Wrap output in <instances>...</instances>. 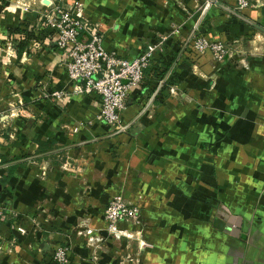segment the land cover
<instances>
[{
    "label": "crops",
    "instance_id": "obj_1",
    "mask_svg": "<svg viewBox=\"0 0 264 264\" xmlns=\"http://www.w3.org/2000/svg\"><path fill=\"white\" fill-rule=\"evenodd\" d=\"M39 1L32 19L42 17ZM77 1L103 47L126 56L180 18L173 0ZM215 8L213 20L224 25L230 14ZM236 12L264 29V2ZM21 15L0 9V41ZM248 28L256 29L232 20L227 35L237 42ZM166 43V51L176 47L172 38ZM43 44L28 41L15 56L0 48V203L18 213L0 218V264H51L57 245L69 249L68 264H264V61L210 78L206 63L194 64L173 71L170 84L168 70L157 76L168 59L155 53L117 130L98 118V96L74 88L57 48ZM43 87L66 94L43 99ZM114 195L140 209L138 228L119 224L130 239L103 231ZM84 229L102 240L86 244Z\"/></svg>",
    "mask_w": 264,
    "mask_h": 264
},
{
    "label": "built area",
    "instance_id": "obj_2",
    "mask_svg": "<svg viewBox=\"0 0 264 264\" xmlns=\"http://www.w3.org/2000/svg\"><path fill=\"white\" fill-rule=\"evenodd\" d=\"M262 0H235V10L247 8L253 3L263 4ZM27 7H24L26 10ZM41 16L53 34L55 47L64 56V69L67 78L75 82L74 88L83 94H95L99 97L98 118L105 124L124 130L119 124L120 113L125 108V100L129 91L137 87L144 77V69L149 65L155 53H165V37L146 43L137 55H121L113 50H106L101 35L84 14L82 3L77 0L39 1ZM87 31L86 41H80L78 35ZM199 50L214 49L221 52L219 45L207 43L204 39L196 40ZM174 86L169 87L173 91ZM56 94V93H54ZM11 113V112H10ZM9 113V114H10ZM75 130V129H74ZM61 167L68 169L65 163ZM40 174H43L41 171ZM1 178V175H0ZM17 211L11 206L0 203V218L14 219ZM140 209L137 205L114 195L104 206L102 212L103 231L111 240L132 238L128 229L120 223L131 227H139L141 223ZM86 244L95 245L102 240L100 235H93L91 229H84ZM146 246L143 239L137 240V247ZM1 249V247H0ZM94 258V257H93ZM71 255L63 245L54 247L51 253V264H68Z\"/></svg>",
    "mask_w": 264,
    "mask_h": 264
},
{
    "label": "rangeland",
    "instance_id": "obj_3",
    "mask_svg": "<svg viewBox=\"0 0 264 264\" xmlns=\"http://www.w3.org/2000/svg\"><path fill=\"white\" fill-rule=\"evenodd\" d=\"M38 1L39 0H0V9H2V11L21 9L22 13L25 15H21L18 18V22L16 25L20 26L23 29H27V31H30L31 34L35 36V38L29 41L35 42L41 47L45 45L43 43H46L47 45H53L52 47L54 48L55 45L52 40L53 34L52 32L48 31L44 18L41 17V19H38L36 15L34 16L35 19L30 18V14L32 13L30 9H36ZM173 1L175 3V5H173L178 14H180V18L178 15L176 17L174 26H171L170 28L171 31L168 30V32L165 33V36L163 35L165 37L164 47L166 48V42L168 41V39L172 38L175 41V46L181 49L180 51L185 50V52H187L188 55H190L191 58L194 59L191 66L196 64V66H198V70L201 65H204L205 63L208 65L207 69L205 70L206 77L210 78L213 74H222L225 71L233 70L234 68L241 70L246 69L250 65L259 66L261 65V62L264 61L263 32H258L254 28H248V32L242 35L241 38L238 39L239 41L237 40V42H234L232 37H229V35L226 34L225 26L221 24L218 25L213 20L214 11H217L215 6H212L210 4L207 7L206 11L202 13L206 4V0H193L191 2L192 5H194V7H192V10L188 8L190 7L188 5L190 0ZM24 7H27L26 10L24 9ZM231 9L236 11L235 4L231 6ZM180 11L182 14L179 13ZM239 12L244 15L245 8L240 9ZM216 16L217 15H215V17ZM167 17H169V13H167L164 17L162 16L160 22L164 24L163 20ZM228 19L229 18H227V20ZM226 21H223V24H225ZM19 38L20 35L10 34L6 32L4 38L0 41L2 42L0 43V48L1 50H4L5 56L12 55L13 53V55L15 56V53L17 55L18 53L27 51V45L20 52L15 49L16 41ZM197 39H204L207 43L219 45L221 52L214 49L199 50L195 47V41ZM8 45L10 46V48ZM57 52L59 54L58 62L60 64H63L64 56L58 50ZM256 55H259L260 57L256 58ZM256 59H258L259 62L255 61ZM200 63L201 65L199 66ZM170 71H178L175 64L171 63L170 67L168 68L167 74H170ZM33 86L36 88H40L42 87V83H39L36 80ZM41 92V98L48 100H53L66 94V91L62 89L50 90L46 87H43L41 89ZM17 99L19 100V98ZM17 99L14 106L16 108H19L20 106L17 103ZM16 116H18V118L21 117L19 111H17ZM113 255L116 254L113 253Z\"/></svg>",
    "mask_w": 264,
    "mask_h": 264
},
{
    "label": "trees",
    "instance_id": "obj_4",
    "mask_svg": "<svg viewBox=\"0 0 264 264\" xmlns=\"http://www.w3.org/2000/svg\"><path fill=\"white\" fill-rule=\"evenodd\" d=\"M228 20L225 22L224 26H225V32L227 34L228 32V27L230 26V22L232 20H238L236 17L232 16V15H228ZM48 28V27H47ZM49 32H52L51 29L48 28ZM7 32L10 34H17L20 35V38L17 39L16 41V45H15V49L20 52L27 44L28 41L35 38V36H33L31 34L30 31H27V29H23L20 26L16 25L15 27H10L7 29ZM48 32V33H49ZM181 49L178 47H175L173 49H170V51H166L165 53H159V59L165 57L166 59H168L165 64L163 65V67L161 68L160 72L158 73L157 76H162L170 67L171 63L175 64L176 68L178 70L181 71H188L190 69L191 64L193 63L194 59L191 58L190 55H188L187 52H185V50L180 51ZM155 56L153 57V59L150 61L149 65L144 69V73L147 72V69H149L150 65H152L151 63L155 61ZM170 75H169V80L170 84L172 83V77H177L176 74H173L172 71H170ZM156 83H153L152 86L149 89V92H153L154 88H155ZM164 86L162 85L161 88H163ZM24 157V156H22Z\"/></svg>",
    "mask_w": 264,
    "mask_h": 264
},
{
    "label": "water",
    "instance_id": "obj_5",
    "mask_svg": "<svg viewBox=\"0 0 264 264\" xmlns=\"http://www.w3.org/2000/svg\"><path fill=\"white\" fill-rule=\"evenodd\" d=\"M210 4H213L221 9H223L225 12H227L228 14L248 23L249 25L255 27L256 29H258L259 31L263 32L264 33V29H262L261 27L257 26L256 24L250 22L249 20L245 19L244 17H242L238 12L234 11L233 9L229 8V7H226L225 5H223L221 2L217 1V0H206V4H205V7L202 11V13H204L207 9V7L210 5ZM0 190H1V184H0Z\"/></svg>",
    "mask_w": 264,
    "mask_h": 264
},
{
    "label": "bare ground",
    "instance_id": "obj_6",
    "mask_svg": "<svg viewBox=\"0 0 264 264\" xmlns=\"http://www.w3.org/2000/svg\"><path fill=\"white\" fill-rule=\"evenodd\" d=\"M46 1H47V0H45V1L42 0L43 3H45Z\"/></svg>",
    "mask_w": 264,
    "mask_h": 264
}]
</instances>
